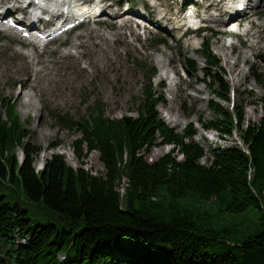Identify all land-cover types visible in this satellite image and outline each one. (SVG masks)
I'll list each match as a JSON object with an SVG mask.
<instances>
[{"label":"trees","instance_id":"16d2710c","mask_svg":"<svg viewBox=\"0 0 264 264\" xmlns=\"http://www.w3.org/2000/svg\"><path fill=\"white\" fill-rule=\"evenodd\" d=\"M205 50L213 69L219 60ZM209 79L212 118L199 124L221 138L236 133L243 148L234 139L209 149L201 164L192 126L179 134L165 125L149 84L136 117L107 118L100 102L87 118L67 117L81 134L77 159L96 151L101 174L73 169L59 154L36 171L40 147L12 99L0 96V264H264V116L246 122L243 111L222 106L229 86L219 75ZM158 139L173 149L148 162L142 154Z\"/></svg>","mask_w":264,"mask_h":264},{"label":"rangeland","instance_id":"374dc122","mask_svg":"<svg viewBox=\"0 0 264 264\" xmlns=\"http://www.w3.org/2000/svg\"><path fill=\"white\" fill-rule=\"evenodd\" d=\"M162 1L169 2V0ZM211 2L215 3L216 0H208V3ZM166 8L173 14L177 9V7L169 9V6ZM245 18L248 24L243 29V33H246V35L232 37L231 39L221 35L215 36L211 39L210 45L213 53L221 61L220 66L224 71L222 73L224 74L223 78L229 82L230 88L234 89L231 101H217L227 108L232 102L234 107L243 111L246 122H256L264 116V78L260 82V78L264 75V63L260 59L264 55V1L260 2L254 17L246 16ZM121 23L112 22L113 25L111 26L100 27L102 32L106 31L103 32L106 35L116 33V36L109 37L110 43L114 45H111L114 51L110 52L113 59L108 61L109 63L106 66L100 65V62L90 61L86 58V55L82 56L79 67L70 72L64 88L57 97L56 91L50 93L45 91L42 99L29 86L30 83L36 82L35 75L31 71L30 65L26 62L28 58L25 59L22 54L24 50L20 47L19 41L11 36L0 34V96L14 99L21 125L29 131L31 141L40 147V151L34 160L35 169L38 168V164L41 162L44 164L53 155L59 154L63 156L67 164L73 169L83 168L93 174L103 173V165L96 151L88 152L83 159H77L73 151V142L79 139L81 135L73 124L66 122L67 117L75 121H78L80 117H86L87 107L96 101L103 103L104 114L108 118L118 119L126 115L136 116L135 100L141 96L144 87L147 85V80L144 77L147 68L141 69V66L145 65L144 62L154 64L156 67L157 72L152 80L153 86L157 91L161 92L166 101L164 105L158 104L156 109L158 117L180 134L187 126L192 125L194 130L192 140L202 148L204 153V157L200 160L201 164H208L209 149L218 145L221 147L228 146L233 143L234 139H238L235 134L232 138H221L217 131H205L197 122L199 117L204 123L212 118V114L207 107L211 92L204 84L206 75L202 69L203 61L199 56L201 53L198 51L202 42L205 41L204 38L190 35L180 42L169 40L170 45L175 46L174 48L170 46L169 49L171 50L160 45L153 48V38L147 39L137 28L132 26H119ZM86 28L64 35L48 49H54L52 54L56 55L58 50H65V47H69L75 36L86 31ZM208 35L205 34L203 36ZM115 38L118 41H113ZM186 41L188 45H186ZM128 42L130 45H128ZM193 43H195L194 46ZM230 46H234V48L231 49ZM81 48L71 49V51L82 50L81 52H84L85 48ZM221 48L223 49L222 52ZM155 49H158L161 54H156ZM240 54L243 56L247 55L248 60L247 57L246 60L248 62H243L238 58L234 59ZM157 55H160L161 64H164L165 67L167 66L166 68L169 70L168 76L165 73L161 74L159 70L161 65H158ZM182 55L184 59L188 57L196 61L197 72H188L187 63L182 60ZM168 56L169 59L174 57V67L179 71L178 76L173 74ZM42 58L53 60V62L58 60V57L56 60L49 59L47 55L40 59ZM30 62L32 64V61ZM228 63L231 64L229 65ZM57 66L62 73L69 70L64 68V66L60 67L59 62ZM237 74L238 76H236ZM253 76L256 77V81ZM171 79L173 81L181 79V87L184 89V94L194 95L197 102L193 101V103L190 99L179 97L177 99L176 95L167 89L172 82ZM233 80L234 84L236 82V87L233 85ZM160 82L163 83L162 87L159 85ZM62 86L61 83H57L55 89H60ZM24 91H29L33 94L32 96L36 103L34 107L30 108L20 105L17 95ZM62 97H66L64 102H61ZM174 98H176L175 102ZM23 99L24 97L22 96L21 100ZM171 100L176 108L170 109ZM176 116H179L181 123L170 122L171 118ZM41 131L49 133L50 136L48 138L41 137ZM170 149V146H166L162 141L157 140L142 156L146 161L153 162L165 155ZM17 156L19 158L22 157L20 150H17ZM177 159H180V157L177 156ZM212 209L220 216L221 221L226 223L225 225L232 229L236 227L233 221V219L236 221L235 217L223 212L220 205H215ZM30 218L33 224H38L37 218L32 215H30ZM256 220L257 217H255L253 222L256 223Z\"/></svg>","mask_w":264,"mask_h":264},{"label":"bare ground","instance_id":"6f19581e","mask_svg":"<svg viewBox=\"0 0 264 264\" xmlns=\"http://www.w3.org/2000/svg\"><path fill=\"white\" fill-rule=\"evenodd\" d=\"M183 25H185V23H183ZM110 36H116V33H109L106 35L105 33L101 32L100 30H98L96 28L86 29L85 32L76 35L74 38V41L70 45L69 50L68 49L67 50L66 49L61 50L58 53V56L60 58L69 57V58L65 59L64 63H63L64 68H67L69 70L66 72L63 71V73L61 71H59L60 69H58V66H57V63L60 61L59 59L57 60V62H53V60H46L45 58L40 59L39 56H35V54L33 53L32 50L24 53L25 56L30 58V61H32V65L33 64L34 65L35 64L40 65L39 69L35 70L37 82L30 83L29 84L30 88L32 90H34L35 94L41 99L44 97L45 91H47L48 93L56 91V97H57V95L64 88V86L66 84V80H67L70 72L79 67L78 66L79 62H80L82 56H84V55H86V58L89 59L90 61L100 62V65L106 66V64L109 63L108 61H111L113 59V56H111L112 54L110 55V52L114 51L113 50L114 48H112L114 45L112 43H110V41H109ZM116 40L117 39L115 38L113 41H116ZM111 45H113V46H111ZM128 45H130L129 42H128ZM194 45H195V43H193V46ZM78 47L85 48V51L81 52V53L70 51L71 48H78ZM230 47H231V49L234 48V46H230ZM220 50L222 52L223 49L221 48ZM115 52H116V50H115ZM223 54H224V52H223ZM225 54H226V52H225ZM246 57L248 60L247 55L243 56L240 54L237 57H234V59L236 60L238 58L243 62H248L246 60ZM157 58H159V56ZM82 60H84V59H82ZM169 60H170L172 69L174 70V72H176L177 70L175 69L174 62H173L174 57H170ZM225 60H227V59H225ZM160 62L161 61L159 60L158 63H160ZM234 62L236 63V61H234ZM159 65H161V63ZM233 67H234V65H233ZM159 68H160V71L162 73L167 74L169 72V70L166 67H164L163 64ZM233 74H234V71H233ZM236 76H238V74ZM246 79H247V77H246ZM57 83H61L63 85L62 88L55 89V85ZM181 84H182L181 79L178 82L172 80L170 85H168L169 87L167 89H168V91L175 94L177 99L179 97V98L190 99L192 102L193 101L197 102V99H196V97H194V95H190L187 93L184 94V89L181 87ZM235 84H236V82H235ZM235 84H234V80H233V85H235ZM189 85H191V84L189 83ZM235 87H236V85H235ZM32 95L33 94H31L29 91H24L22 93L21 92L18 93L17 99L19 100L20 105L25 106V107H30V108L34 107L36 105V103H35V100H34ZM22 96L24 97L23 100H21ZM65 98L66 97H62L61 102H64ZM175 101H176V98H174V102ZM172 108H176V106L174 105L173 101L171 100L170 109H172ZM170 122L175 123V124H177L178 122L181 123L179 116L171 118ZM49 136H50L49 133L41 131V137L48 138Z\"/></svg>","mask_w":264,"mask_h":264}]
</instances>
